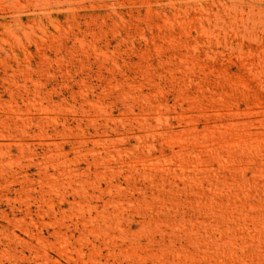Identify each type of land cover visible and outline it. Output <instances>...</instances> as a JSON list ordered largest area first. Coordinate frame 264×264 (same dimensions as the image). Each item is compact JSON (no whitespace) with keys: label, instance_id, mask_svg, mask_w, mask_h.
I'll return each mask as SVG.
<instances>
[{"label":"rangeland","instance_id":"rangeland-1","mask_svg":"<svg viewBox=\"0 0 264 264\" xmlns=\"http://www.w3.org/2000/svg\"><path fill=\"white\" fill-rule=\"evenodd\" d=\"M0 264H264V0H0Z\"/></svg>","mask_w":264,"mask_h":264}]
</instances>
